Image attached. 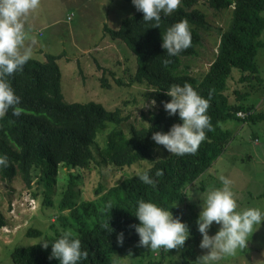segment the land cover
<instances>
[{"label":"trees","instance_id":"1","mask_svg":"<svg viewBox=\"0 0 264 264\" xmlns=\"http://www.w3.org/2000/svg\"><path fill=\"white\" fill-rule=\"evenodd\" d=\"M197 1L181 0L171 15L162 14L160 28L145 23L143 13L138 11L123 18L117 29L104 27L112 39L123 41L134 53L136 69L132 81L146 83L152 88V99L157 109L148 117L147 125L131 126L129 135L120 128L110 130L105 138L103 160L118 168L141 159H151L150 174L156 179V187L138 180L137 173L147 167L124 177L97 199L76 204L72 200L73 186L69 183L60 206L62 209L68 208L73 220L79 224L74 234L80 239L82 249L88 253L83 264H114V255L121 251V245L117 244V235L121 232L124 234L123 243H138L139 237L132 225L139 223L134 216L139 200L171 209L174 216L181 217L188 224L192 236L185 242L186 248L181 253L182 264L193 259L201 238L188 216L183 220L187 207L186 190L211 167L231 140L232 132L224 129L222 122L229 119L240 122L264 119V113L253 110L251 105L239 103L246 94L237 87L234 88L236 101L232 102L227 92V80L233 68L240 71L239 82L257 78L254 74L258 69L256 55L261 44L259 37L264 30V0H204L216 10L231 7L232 18L228 27L220 33L213 61L199 78L180 71L181 58L197 54V48L201 45V31L209 27L205 14L195 7ZM182 20L189 23L192 45L178 56L169 57L161 47L162 35L167 28ZM60 57V54H46L42 62L31 58L22 71L10 77L13 89L21 97L23 113L16 117L9 109L7 114L0 117V156L6 155L9 159L8 167H0V178L11 181L20 175L26 187L30 188L33 170H38L36 173L40 180H44V176L48 179V182L44 181L49 185V192L44 197V204L48 205L51 204L49 195L59 166L90 167L95 160L91 144L98 133L108 123H116L114 127H119L126 119L119 108L107 110L98 102H66L61 92V71L57 63ZM166 60L170 62L165 64ZM102 81L106 83L105 78ZM117 81L122 83L120 79ZM185 83L192 85L204 98L211 94L207 114L211 117L212 130L206 131V139L195 154L177 156L169 153L155 159V147L159 145L152 140L153 133L167 132L174 123L180 122L178 116L170 117L164 110L162 102L171 99L165 95L166 89ZM240 110L248 113L239 116L237 112ZM39 170L42 175H38ZM157 170H162L163 175L155 177ZM100 190L97 194L101 193ZM109 204L113 206L112 209ZM80 211L86 218L93 217L90 225L80 219ZM61 220L64 225L68 224L66 217ZM108 221L114 229L111 233L103 227ZM7 222L0 211V228ZM61 233L55 232L44 238L52 242ZM42 234L39 229L29 228L26 231V236L30 237H41ZM38 242L16 246L11 252L13 263L59 264L58 260L49 259L51 245L45 250Z\"/></svg>","mask_w":264,"mask_h":264},{"label":"rangeland","instance_id":"2","mask_svg":"<svg viewBox=\"0 0 264 264\" xmlns=\"http://www.w3.org/2000/svg\"><path fill=\"white\" fill-rule=\"evenodd\" d=\"M195 7L205 14L209 27L201 31V45L197 48V54L181 58L180 71L199 78L216 55L220 33L228 27L232 11L231 7L216 10L204 0H198ZM136 11L131 0H41L39 9L28 17L25 47L31 48V58L42 62L46 54L61 55L57 63L61 71L63 99L66 102H98L107 110L119 108L126 119L119 127H114L116 123H108L98 133L91 144L95 160L90 167L59 166L56 180L51 186L50 205L44 204V197L49 192L48 179L44 176V180H40L36 173L38 170H33L30 188L26 187L20 175L11 181L0 178V211L8 220L0 228V264H14L11 252L16 246L34 244L55 232H76L78 222L73 220L68 208L62 209L60 206L69 183L73 186L72 200L79 204L97 199L124 177L152 164L151 159H141L117 168L105 162L102 156L105 138L110 130L120 128L128 134L131 126L147 125L148 117L157 109V104H152V88L146 83L132 81L136 69L134 53L123 41L112 39L104 30L105 26L117 29L123 18ZM259 41L261 44L256 55L258 69L254 74L257 78L253 79V75V80L239 82L240 71L233 68L227 80V92L234 102V88L237 87L246 94L239 103L256 107L260 104L257 111L264 113V30ZM103 78L106 83L102 81ZM117 79L122 83H118ZM221 126L232 132L231 140L211 167L186 190L187 207L183 220L188 216L201 239L196 224L201 204L197 194L211 186L220 187V177L232 180L233 191L241 208L258 207L264 211V119L254 122L229 119ZM167 154L169 152L162 145L155 147V159ZM99 189L101 193L97 194ZM28 191L37 197V206L33 211L25 206L24 195ZM79 216L84 224L92 223L93 217L86 218L81 211ZM63 217L67 218L68 224H63ZM29 228L41 230L42 236H26ZM218 230L219 225L214 223L209 235H214ZM248 239L245 249L225 256L219 264H264V224ZM120 248L121 251L114 255V264H182L181 253L186 246L178 250L154 251L140 247L136 242H126ZM206 251L198 246L196 256L186 264H196L197 257Z\"/></svg>","mask_w":264,"mask_h":264},{"label":"clouds","instance_id":"3","mask_svg":"<svg viewBox=\"0 0 264 264\" xmlns=\"http://www.w3.org/2000/svg\"><path fill=\"white\" fill-rule=\"evenodd\" d=\"M138 12L143 13V21L152 27L160 28L162 14L171 15L181 4V0H131ZM41 5V0H0V117L8 113L19 117L23 113L21 97L16 94L10 77L22 71L31 59V48L25 47L27 38L26 21ZM192 45V35L187 20L177 22L167 28L162 35L161 47L169 57L178 56ZM170 61H164L165 64ZM165 95L170 101L162 102L168 116H178L179 123H174L167 132L157 131L152 140L162 145L171 155L183 156L195 154L206 139V131L212 130L211 117L207 114L211 94L201 96L192 85H173L166 89ZM155 105V101H152ZM244 112L245 115L248 112ZM237 112V115H238ZM9 159L0 156V167H8ZM151 168L137 173L138 180L145 185L156 187V179L150 174ZM163 175L162 170L155 172V177ZM221 186H211L197 194L201 204L196 220L202 235L199 247L207 250L197 257L196 264H219L225 256L234 255L237 250L247 247L248 237L264 224V211L258 207L241 208L233 191L232 180L220 177ZM32 194V193H31ZM34 196V195H33ZM37 198L36 196H34ZM176 206V205H175ZM174 206V207H175ZM173 207V208H174ZM109 208L113 206L109 204ZM134 216L139 223L132 225L139 237L138 246L150 250H172L184 248L191 231L181 217L174 216L171 209H166L152 202L139 200ZM219 225L214 235H209L213 224ZM109 233L114 229L109 221L103 225ZM124 234L117 235V244L123 245ZM38 244L43 249L51 245L49 259H56L59 264H83L88 253L82 249L81 241L71 230L63 231L54 241L41 238Z\"/></svg>","mask_w":264,"mask_h":264},{"label":"built area","instance_id":"4","mask_svg":"<svg viewBox=\"0 0 264 264\" xmlns=\"http://www.w3.org/2000/svg\"><path fill=\"white\" fill-rule=\"evenodd\" d=\"M69 18V17H68ZM239 116H244L245 113L244 112H238ZM24 201L26 202V208L29 209V211H33L36 209L37 206V199L28 191L27 193H25L24 195ZM12 208V205L10 207V210Z\"/></svg>","mask_w":264,"mask_h":264},{"label":"crops","instance_id":"5","mask_svg":"<svg viewBox=\"0 0 264 264\" xmlns=\"http://www.w3.org/2000/svg\"><path fill=\"white\" fill-rule=\"evenodd\" d=\"M251 106H253L254 107V109L253 110H255V111H257L258 110V107L260 106V104L256 107V106H254V105H251Z\"/></svg>","mask_w":264,"mask_h":264}]
</instances>
